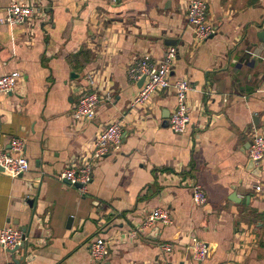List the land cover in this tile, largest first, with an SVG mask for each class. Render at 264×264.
<instances>
[{"label":"crops","instance_id":"1","mask_svg":"<svg viewBox=\"0 0 264 264\" xmlns=\"http://www.w3.org/2000/svg\"><path fill=\"white\" fill-rule=\"evenodd\" d=\"M14 1L36 8L31 23L0 24V75L21 74L0 94V143L22 139L30 164L17 178L0 171V232L30 227L20 264H264V162L249 164L252 139L264 134V0H206L215 34L203 42L188 24L190 0H0V19ZM169 47L178 52L172 78L192 87L183 134L169 128L173 89L131 106L143 84L129 69ZM90 79L103 101L94 119H76ZM115 121L121 151L93 166L87 192L61 181ZM194 184L206 205L194 204ZM158 208L174 223L143 230ZM96 237L110 245L103 262L90 255ZM194 238L209 244L203 262L192 258ZM12 258L0 248V264Z\"/></svg>","mask_w":264,"mask_h":264},{"label":"built area","instance_id":"2","mask_svg":"<svg viewBox=\"0 0 264 264\" xmlns=\"http://www.w3.org/2000/svg\"><path fill=\"white\" fill-rule=\"evenodd\" d=\"M117 2L118 0H113ZM36 16V8L22 2H12L7 9L5 17L0 19V24L25 25L31 23ZM188 24L193 30L197 42L208 40L215 34L214 26L208 21V3L206 0H190L188 4ZM178 56L175 47H169L164 57L157 61L150 54L143 55L129 69L128 75L134 82L145 79L143 86L134 97L131 106L145 105L161 90L173 89L177 100L176 110L169 121V128L174 133L183 134L188 130L191 122L190 107L188 105L189 93L192 87L185 78H172L173 69ZM21 74L14 71L0 75V94H10L18 84ZM96 82L89 81V87L80 91L78 104L74 113L76 119H94L97 109L103 99L95 90ZM109 100V99H108ZM124 140V123L115 121L108 125L95 138L91 157L83 161L73 163L64 170L59 179L73 187L79 186L82 193H86L92 182L93 166L99 161L121 151ZM25 142L22 139L12 138L9 148L0 143V168L11 177H20L30 170V164L24 155ZM249 159L262 164L264 162V134L256 133L249 148ZM261 191L260 186L256 187ZM192 199L196 206H204L207 203V195L204 189L194 184L192 186ZM166 226L174 223L171 213L166 209H155L143 225V230L152 227L156 223ZM137 236L138 233H132ZM24 243L23 232L11 226H6L0 232V248L8 254L21 247ZM190 252L195 262H203L210 252L209 244L198 238L190 243ZM163 250L171 253L173 244H165ZM110 254L109 242L101 237H96L90 244V255L96 262H103ZM7 264H15L10 261Z\"/></svg>","mask_w":264,"mask_h":264},{"label":"water","instance_id":"3","mask_svg":"<svg viewBox=\"0 0 264 264\" xmlns=\"http://www.w3.org/2000/svg\"><path fill=\"white\" fill-rule=\"evenodd\" d=\"M260 40L262 41V42H264V32H261L260 33ZM173 41L171 40V39H168V41H167V45H173V43H172ZM144 81H145V79L143 78L142 80H141V82L139 83L140 84V86L144 83ZM250 146V145H249ZM249 164H250V168H254V169H258L257 168V166H258V164L257 163H255V162H253L252 160H250V162H249ZM260 170V169H259ZM0 171H3V169L2 168H0ZM77 188H79V186H77ZM29 228L30 227H22L20 230L23 232V239H24V243L21 245V247H19V248H17V249H15L14 251H12L11 252V255L13 256V258H12V261L15 263V264H20V261L21 260H19V259H17L16 258V253L20 250V249H27V247H28V235H29Z\"/></svg>","mask_w":264,"mask_h":264}]
</instances>
